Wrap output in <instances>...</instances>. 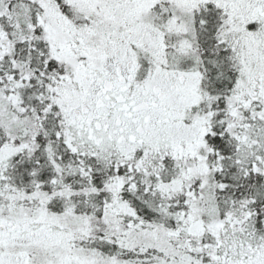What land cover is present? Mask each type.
<instances>
[{
  "label": "snow or ice",
  "instance_id": "snow-or-ice-1",
  "mask_svg": "<svg viewBox=\"0 0 264 264\" xmlns=\"http://www.w3.org/2000/svg\"><path fill=\"white\" fill-rule=\"evenodd\" d=\"M0 264H264V0H0Z\"/></svg>",
  "mask_w": 264,
  "mask_h": 264
}]
</instances>
